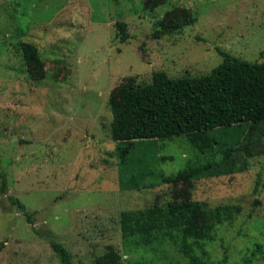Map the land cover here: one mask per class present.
<instances>
[{
  "label": "rangeland",
  "instance_id": "rangeland-1",
  "mask_svg": "<svg viewBox=\"0 0 264 264\" xmlns=\"http://www.w3.org/2000/svg\"><path fill=\"white\" fill-rule=\"evenodd\" d=\"M175 16L195 19L155 37ZM25 42L38 49L43 77L25 64ZM220 51L264 62V0H0V264H63L44 231L71 264H95L109 246L116 264H191L180 240L143 245L119 228L122 211L184 196L241 205L212 238L187 239L194 255L264 264V127L213 129L219 143L205 152L180 135L121 153L110 136L108 99L124 78L205 74ZM191 168V179H175Z\"/></svg>",
  "mask_w": 264,
  "mask_h": 264
},
{
  "label": "trees",
  "instance_id": "trees-1",
  "mask_svg": "<svg viewBox=\"0 0 264 264\" xmlns=\"http://www.w3.org/2000/svg\"><path fill=\"white\" fill-rule=\"evenodd\" d=\"M194 19L175 16L160 28L156 27L154 36L170 35L193 23ZM115 27V35L125 41L129 36L126 23L117 20ZM20 46L25 64L36 71L39 78L43 77L38 49L26 42ZM220 52L222 61L205 74L170 77L165 71L156 70L144 84H136L131 77L124 78L108 99L110 136L113 141L122 143L119 151L128 152L136 141L166 140L184 135L194 148L205 152L219 143L210 133L213 129L246 124L249 129L260 131L264 127V62ZM197 171L199 168L182 170L175 179H191ZM14 203L32 223L24 204L18 199H14ZM240 210L239 204L212 208L191 196L172 197L162 202L156 200L143 209L120 212L119 228L124 237H134L143 245H151L164 236L180 240V250L191 264H206L192 253L187 239L212 238L211 230ZM41 234L62 263L71 264L69 250L53 240L47 231ZM108 248L96 258L95 264L119 262L118 252L111 246ZM262 256L264 258V253Z\"/></svg>",
  "mask_w": 264,
  "mask_h": 264
}]
</instances>
